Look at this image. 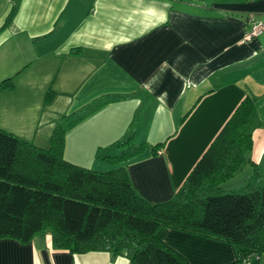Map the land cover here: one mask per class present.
<instances>
[{"label": "crops", "instance_id": "crops-1", "mask_svg": "<svg viewBox=\"0 0 264 264\" xmlns=\"http://www.w3.org/2000/svg\"><path fill=\"white\" fill-rule=\"evenodd\" d=\"M9 19L6 25L5 22ZM264 0H0V130L48 148L59 120L110 94L65 135L64 159L125 170L151 204L170 200L238 104L249 97L251 160L264 172ZM10 80L7 85H1ZM52 94L46 101L47 94ZM165 143L113 166L116 142ZM250 168V167H249ZM186 264H234V246L161 229ZM0 264H129L108 252L72 254L49 234L0 240ZM247 264H264V254Z\"/></svg>", "mask_w": 264, "mask_h": 264}, {"label": "trees", "instance_id": "trees-1", "mask_svg": "<svg viewBox=\"0 0 264 264\" xmlns=\"http://www.w3.org/2000/svg\"><path fill=\"white\" fill-rule=\"evenodd\" d=\"M131 96H102L63 116L46 149L0 130V240L28 244L49 234L53 248L72 254L108 252L113 258L124 255L129 264H186L157 236L159 230L170 229L231 244L237 253L234 264L264 254V182L250 155L248 125L254 105L249 97L238 104L166 202L145 201L122 168L99 173L64 159L70 129L105 105ZM129 133L116 142L121 154L103 161L117 166L149 147L153 155L164 148L165 143H135L133 123ZM245 166L252 171L245 185L222 190Z\"/></svg>", "mask_w": 264, "mask_h": 264}, {"label": "rangeland", "instance_id": "rangeland-1", "mask_svg": "<svg viewBox=\"0 0 264 264\" xmlns=\"http://www.w3.org/2000/svg\"><path fill=\"white\" fill-rule=\"evenodd\" d=\"M0 69H2V67ZM29 143H32V142H29ZM137 143H140V142H137ZM251 173L252 171L248 166L243 167L241 171H239L231 181L225 183L221 187L222 190L227 192V191H235V190L240 189L241 187L245 185V183L251 176ZM261 176H262V181L264 182V172H262Z\"/></svg>", "mask_w": 264, "mask_h": 264}, {"label": "built area", "instance_id": "built-area-1", "mask_svg": "<svg viewBox=\"0 0 264 264\" xmlns=\"http://www.w3.org/2000/svg\"><path fill=\"white\" fill-rule=\"evenodd\" d=\"M263 29H264L263 25H261V24H255L252 27L250 36H248V37L251 38V37L260 35L263 32Z\"/></svg>", "mask_w": 264, "mask_h": 264}]
</instances>
